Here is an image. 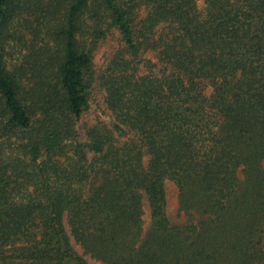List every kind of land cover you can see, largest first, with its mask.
<instances>
[{
  "label": "trees",
  "instance_id": "obj_1",
  "mask_svg": "<svg viewBox=\"0 0 264 264\" xmlns=\"http://www.w3.org/2000/svg\"><path fill=\"white\" fill-rule=\"evenodd\" d=\"M197 1L0 0L6 128L32 126L19 94L21 70H9L4 58L9 41L22 39L23 19L37 18L43 49L57 58L45 85L50 121L22 146L26 170L0 163V264H89L71 238L104 264H264V0H202L201 8ZM142 5L147 14L135 28ZM102 15L131 54L154 41L173 67L162 78L118 76L109 86L113 110L149 159L143 167L134 147L95 135L75 144L63 179L40 175L73 136L67 117L89 107L85 75L102 30L88 28L91 43L80 37L87 20ZM163 24L177 34L155 36ZM167 179L190 217L184 226L165 213ZM143 198L151 220L144 234Z\"/></svg>",
  "mask_w": 264,
  "mask_h": 264
},
{
  "label": "rangeland",
  "instance_id": "obj_2",
  "mask_svg": "<svg viewBox=\"0 0 264 264\" xmlns=\"http://www.w3.org/2000/svg\"><path fill=\"white\" fill-rule=\"evenodd\" d=\"M198 7L203 6V1H197ZM147 7L140 6L136 10L134 27L140 28L141 22L147 14ZM88 27L83 29L81 40L87 43L93 41V31L102 30V37L99 38L92 51V63L85 75L87 83V99L89 107L82 113L80 118H68L72 122L74 129L73 136L65 139L63 153L55 158L47 159L50 167L41 166L45 172L43 176H58L64 178V171L73 162V148L75 144H87L95 135H107L115 140V144L129 145L134 147L141 156L142 166L145 167L149 159V154L145 146L141 145L137 139L136 131L122 122L117 113L113 110L110 100L109 86L118 76H129L132 81L142 78H162L171 73L173 67L167 59L161 57L162 45L155 46L154 41H144L136 55L131 54L121 37L119 30L110 24L108 17L102 15L100 21L87 20ZM94 28L88 32L89 27ZM42 24L37 18L28 16L18 27V33L22 34V39L10 40L5 51V62L9 70H21L20 98L23 104L29 109L32 117V126L28 131L17 128L5 127V111L0 99V163L20 165L26 170L27 158L24 155L23 145L26 137L30 133L38 131L43 124H48L50 120L46 118L45 99L50 94L49 88L51 79L55 71L57 58L43 48L46 46V39L43 35ZM18 34V35H19ZM155 36L166 35L173 38L177 33L173 26L167 24L158 25L154 29ZM20 36V35H19ZM24 37V38H23ZM178 42V41H177ZM186 47L187 44H179ZM178 46V47H179ZM41 70L43 73H41ZM45 91V97L41 96V90ZM211 86H207L205 94L210 95ZM50 118H58L53 114ZM134 150L135 152H137ZM137 152V153H138ZM38 164H36L37 167ZM241 177V173L239 172ZM165 189V213L173 225L184 226L189 223L190 217L181 210L178 200V188L176 184L167 179L164 182ZM150 211L146 200L142 199V232L143 234L151 225ZM191 219L197 221L199 216L192 214ZM68 229V226L66 225ZM71 242L75 250L80 253L89 264H104L86 253L83 248L72 238Z\"/></svg>",
  "mask_w": 264,
  "mask_h": 264
}]
</instances>
